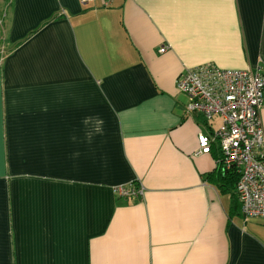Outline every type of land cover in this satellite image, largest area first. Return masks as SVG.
<instances>
[{
    "label": "crops",
    "instance_id": "1",
    "mask_svg": "<svg viewBox=\"0 0 264 264\" xmlns=\"http://www.w3.org/2000/svg\"><path fill=\"white\" fill-rule=\"evenodd\" d=\"M5 23L0 264H264V219L230 215L175 89L264 73V0H9Z\"/></svg>",
    "mask_w": 264,
    "mask_h": 264
},
{
    "label": "built area",
    "instance_id": "2",
    "mask_svg": "<svg viewBox=\"0 0 264 264\" xmlns=\"http://www.w3.org/2000/svg\"><path fill=\"white\" fill-rule=\"evenodd\" d=\"M85 4L95 0H78ZM113 0H100L108 7ZM167 47L158 49L164 53ZM175 89L185 98L184 113L203 122L195 155H209L216 146V170L234 174V192L243 221L264 219V153L260 111L264 104V73L222 70L211 64L184 70ZM118 198L142 197V188L118 186Z\"/></svg>",
    "mask_w": 264,
    "mask_h": 264
},
{
    "label": "trees",
    "instance_id": "3",
    "mask_svg": "<svg viewBox=\"0 0 264 264\" xmlns=\"http://www.w3.org/2000/svg\"><path fill=\"white\" fill-rule=\"evenodd\" d=\"M10 51V50H9ZM6 50V52H9ZM237 177L234 174L224 173L221 174L219 171H215L213 174L208 176V180L217 186L220 192L230 196L231 206H230V215L235 216L237 212L240 215V205L238 203L236 194L234 192V184Z\"/></svg>",
    "mask_w": 264,
    "mask_h": 264
},
{
    "label": "rangeland",
    "instance_id": "4",
    "mask_svg": "<svg viewBox=\"0 0 264 264\" xmlns=\"http://www.w3.org/2000/svg\"><path fill=\"white\" fill-rule=\"evenodd\" d=\"M9 14V0H0V57L7 50L6 46V18Z\"/></svg>",
    "mask_w": 264,
    "mask_h": 264
}]
</instances>
